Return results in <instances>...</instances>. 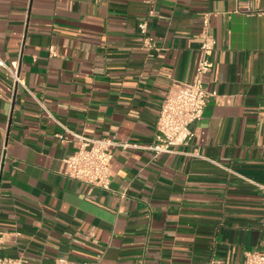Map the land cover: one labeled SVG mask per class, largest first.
Wrapping results in <instances>:
<instances>
[{
    "label": "crops",
    "instance_id": "1",
    "mask_svg": "<svg viewBox=\"0 0 264 264\" xmlns=\"http://www.w3.org/2000/svg\"><path fill=\"white\" fill-rule=\"evenodd\" d=\"M205 19L211 96L193 140L158 156L115 148L108 191L67 177V131L152 141L163 99L193 77ZM0 58L30 91L0 67V257L239 264L264 249V0H0Z\"/></svg>",
    "mask_w": 264,
    "mask_h": 264
},
{
    "label": "built area",
    "instance_id": "2",
    "mask_svg": "<svg viewBox=\"0 0 264 264\" xmlns=\"http://www.w3.org/2000/svg\"><path fill=\"white\" fill-rule=\"evenodd\" d=\"M207 28L208 23L205 19L201 32V56L195 67L193 77L190 82L184 83L179 88L169 92L163 99L152 141L146 145L120 144L110 139L85 137L67 131L78 144L76 150L63 160L65 164L64 174L67 177L108 191L110 190V165L115 148L131 147L148 150L158 156L179 153L177 148L186 146L193 140L195 134L192 125L202 118L206 102L211 96L204 83L211 67L210 58L215 49V39ZM139 31L143 38V49L148 52L156 50L155 41L148 34L147 22L143 21L139 24ZM0 67L6 71L14 89L20 86L30 93L20 77L15 63L9 65L0 58ZM55 122L61 126L58 121ZM57 138L61 142L68 140L62 134H58ZM5 149L4 143L0 150V174L1 160L5 155ZM0 264H25V262L20 259L0 257ZM51 264L72 263L66 259H56ZM239 264H264V249L246 252L244 260Z\"/></svg>",
    "mask_w": 264,
    "mask_h": 264
}]
</instances>
